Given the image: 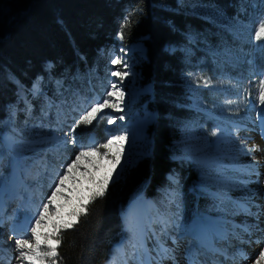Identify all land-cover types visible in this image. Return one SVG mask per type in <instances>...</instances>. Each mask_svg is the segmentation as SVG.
<instances>
[{"label": "rangeland", "instance_id": "1", "mask_svg": "<svg viewBox=\"0 0 264 264\" xmlns=\"http://www.w3.org/2000/svg\"><path fill=\"white\" fill-rule=\"evenodd\" d=\"M248 3L247 9L241 5V16L232 20L212 7L191 4L195 13L230 33L234 42L225 38L216 42L202 40L206 58L198 56L192 49H181L189 66L182 76L185 100L194 113L181 124L175 145L186 158L195 162L199 176L196 192L204 194L206 205L194 211L185 208L181 190L173 182L161 199H149L152 201L151 213L142 206L145 214L140 219L126 211L141 197L137 196L121 213L125 235L112 247L106 264H144L148 256L145 239L160 264H173L162 253L168 241L173 240L181 243L183 258H196L198 247L205 248L206 245L201 241L204 234L199 232L201 239L197 241L196 234L192 236V233L211 219L217 220L215 228L222 225L219 228L223 234H217L215 238L213 255L193 262L230 264L244 259L256 264L260 253H252L251 248L264 245V240L258 243L252 233L259 227L256 230L264 234V162L256 150L257 140L264 144V104L259 102V81L264 79V40L255 39V28L264 20V0H248ZM144 54L141 41L126 46L119 40L118 45L105 55L104 66L94 68L87 76L89 85L79 91L71 90L65 104L44 103L39 116L22 97L18 104L5 108L8 110L0 116V183L3 185L0 264H19L15 259L14 240L21 234L20 226L26 218L38 215L37 208L55 187L53 181H58L82 144L89 141L104 143L119 132V126L128 136H136L134 143L124 151L118 171L113 174L115 178L109 185L121 179L147 155V133L143 136L131 126L135 118L142 119L150 112L141 100L151 89L141 85L132 64L134 57ZM115 59H120L121 63L113 64ZM116 71L129 74L121 81L112 75ZM38 83L33 85L34 93L38 91ZM112 84H117L125 94L120 110L102 109L91 125L77 126L76 121L87 109L96 102L103 103ZM113 98L110 97V101ZM151 113L154 118L155 114ZM121 116L123 120L119 119ZM111 117H118L119 123L109 124ZM213 132L216 135H212ZM252 134H258V139L251 141L248 135L251 137ZM72 138L76 140L75 144L68 143ZM253 145L256 149L250 152ZM16 168L19 175L15 174ZM80 183L85 189L89 187L86 179ZM66 187L69 190L65 195L74 198L71 184ZM257 201L261 218L254 207ZM242 217L246 219L241 220ZM135 220L141 229L131 224ZM157 251L162 259L158 258ZM51 259L56 258L46 257V264H51ZM236 262L233 264H238Z\"/></svg>", "mask_w": 264, "mask_h": 264}, {"label": "trees", "instance_id": "2", "mask_svg": "<svg viewBox=\"0 0 264 264\" xmlns=\"http://www.w3.org/2000/svg\"><path fill=\"white\" fill-rule=\"evenodd\" d=\"M191 4L212 7L232 20L241 16V5L247 9L249 3L0 0V116L20 97L37 116L44 103L65 104L71 90L89 85L87 76L104 66L105 55L119 40L126 46L141 41L145 48L144 56L134 57L132 64L141 85L151 89L141 100L155 114L147 129L148 153L109 185L103 197L89 203L71 228L61 230L56 264H106L112 247L125 235L121 213L138 195L161 199L175 182L185 208L194 211L206 205L204 194L196 192L195 162L175 145L181 124L194 113L185 100L182 76L189 66L181 49L206 58L202 40H234L223 27L195 13Z\"/></svg>", "mask_w": 264, "mask_h": 264}, {"label": "snow or ice", "instance_id": "3", "mask_svg": "<svg viewBox=\"0 0 264 264\" xmlns=\"http://www.w3.org/2000/svg\"><path fill=\"white\" fill-rule=\"evenodd\" d=\"M128 20L120 26L119 37L123 39L124 28ZM255 39L264 40V20H261L255 28ZM113 64H120V59L112 61ZM128 72H113V76H118L121 81L128 76ZM207 83V82H206ZM124 92L117 84H112L107 96L103 98V103L96 102L87 109L76 125H91L98 118V114L105 108H115L120 110L124 101ZM110 97L115 98V102L110 101ZM259 102L264 104V79L259 81ZM119 119L123 120L121 116ZM114 121L108 120L109 124ZM212 135H216L215 132ZM128 139V134L114 135L104 143L89 141L80 146L75 158L67 164L63 174L59 175L58 181L54 180L55 187L51 190V195L37 208L38 215L26 218L24 224L20 226V236L14 240L16 257L19 264H46L45 258H57L58 246L61 244L60 233L62 229H68L77 222V218L87 211V204L98 197H103L114 179V173L118 171L117 166L121 164L124 154V142ZM68 143L75 144L74 138ZM104 151H101V150ZM253 145L249 151H254ZM110 166V167H107ZM83 169V171H81ZM106 169V170H105ZM78 177L80 179H78ZM87 180L89 187H81V180ZM71 184V192L74 198L65 195ZM70 209V210H68ZM16 229L14 228V233ZM30 233V235H29ZM47 249L42 250V249ZM51 264H56V259H51ZM256 264H264V250H261Z\"/></svg>", "mask_w": 264, "mask_h": 264}, {"label": "bare ground", "instance_id": "4", "mask_svg": "<svg viewBox=\"0 0 264 264\" xmlns=\"http://www.w3.org/2000/svg\"><path fill=\"white\" fill-rule=\"evenodd\" d=\"M112 102H115V98H113V100H112ZM115 111H117V109H115V108H113ZM148 116H144L142 119H137V118H135L133 121H132V123H131V126L135 129V128H137L138 129V131L144 136V135H146V133H147V129H148V127H149V125H150V123H151V121H152V118H153V114L151 113V112H148ZM109 119H112L114 122L112 123V125H114V124H118L119 122H118V117H111V118H109ZM119 132L118 133H116V135H121L122 133H125L126 132V130H122V127L121 126H119ZM127 133V132H126ZM222 136V135H221ZM248 138L249 139H251V141H253V140H257L258 139V134H252V136L251 137H249V135H248ZM248 139V140H249ZM136 140V136H134V135H131V136H128V139L125 141L126 143H127V145H125V142H124V148H125V151L127 150V149H129V146H131L133 143H134V141ZM257 143H258V146H257V152L259 153V155H260V158L263 160V162H264V144H260V142L257 140ZM15 174L16 175H19V170L16 168V170H15ZM3 194V185L0 183V198H1V195ZM139 205V206H141V207H139V206H134V205ZM151 204H152V201H150L149 199H145V198H143L142 196L140 197V198H138L137 200H135L132 204H131V206H130V208L129 209H127L126 211H129V214H130V216L131 215H133V213H134V215L133 216H135V217H137V216H140L141 218L140 219H142L143 217V214H145V209H143L142 208V206L144 205V207H146V211H147V213L148 212H150V208H151ZM254 207H255V209H256V212H257V215H258V217H262V214H261V212H260V209L258 208V201L257 202H255V205H254ZM137 209V210H136ZM151 213V212H150ZM244 219H246V218H244V217H242L241 218V220H244ZM217 221V220H216ZM216 221H214V219H211V220H208L204 225H202L200 228H197L196 230H198V231H193V233H192V236L194 235V234H196V235H194L196 238H197V241H199V239H201V237H200V235H198L199 234V232L201 233V235L202 234H204V239L203 240H201V241H204L205 242V248L204 247H202V248H199V250H201V251H197V256H196V258H194V256H191V259H189V258H187V257H182L181 255H180V252H181V250H182V245H181V243H179L178 241H176V240H173V241H168V243H167V248L165 249H163V252L162 253H164V255H163V257H165V258H167L168 260H170L173 264H195L194 262H198V261H202V258L203 257H206L208 254H209V252L212 250V249H214L215 248V244H216V242H217V240L215 239L216 238V236H218L217 234H223V231H221V229L219 228V227H222V225L221 224H218V226L219 227H216L215 228V226H216ZM135 222V223H134ZM134 222H132L131 224H133V225H135V226H137L139 229H141V226H139L136 222H137V220H135ZM251 222L252 221H250V224H251ZM213 224V225H212ZM142 225V224H141ZM214 227H212V226ZM215 225V226H214ZM247 226H248V223H247ZM198 227V226H197ZM259 227H257V228H255V229H253L252 230V233H253V235H254V237H257V240H258V243L260 242H262L263 240H264V234L263 233H260L258 230H256V229H258ZM245 229H249V228H245ZM213 234H216V235H213ZM212 236H215L214 238H212ZM225 237V236H224ZM195 240V239H194ZM145 241V244H144V246L145 247H147L146 249H147V251H148V256L146 257V260H145V262H144V264H160L161 262H159L158 261V259L156 258L157 256H156V254H153V252H152V250H151V248L149 247V244L146 242V239L144 240ZM206 241H210L211 242V244H207L206 243ZM204 242H196V243H198L199 245L202 243V244H204ZM262 248H264V245L263 246H261V244L260 245H256L255 247H254V249H252L251 248V250H252V253H260L261 252V249ZM203 249L205 250V251H208V252H205V251H203ZM216 249V248H215ZM157 253H158V251H157ZM184 255V254H183ZM160 256V254L158 253V258L159 259H162L161 257H159ZM201 258V259H200ZM196 259V260H195ZM193 260H195L194 262H193ZM241 261V260H240ZM236 262V263H240V264H246L247 263V261H244V259L241 261V262ZM244 261V262H243ZM193 262V263H192ZM235 262H233V263H235ZM233 263H231L230 262V264H233ZM171 264V263H170ZM247 264H250V263H247Z\"/></svg>", "mask_w": 264, "mask_h": 264}]
</instances>
